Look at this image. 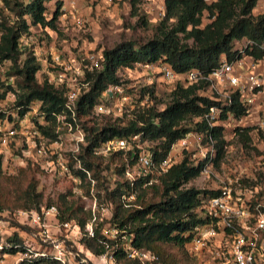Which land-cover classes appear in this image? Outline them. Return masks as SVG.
<instances>
[{
	"label": "trees",
	"instance_id": "trees-1",
	"mask_svg": "<svg viewBox=\"0 0 264 264\" xmlns=\"http://www.w3.org/2000/svg\"><path fill=\"white\" fill-rule=\"evenodd\" d=\"M259 1L215 0L206 5L202 0H162L163 17L151 23L146 13L141 11L143 0H130L132 13L139 14V24H151V37L139 45L125 41L111 49L103 50L100 54L96 53L102 62V69L84 71L88 89L78 97L75 104L78 123L87 133V145L84 154L80 155L82 165L97 172L99 164L93 160H90L93 162L91 163L89 159L102 158L90 154L93 148L106 140L127 139L134 135L139 136L141 143L146 142L150 146L147 150L156 162L165 159L171 145L188 130L181 125L182 122L188 118L200 117L214 104L210 99L197 94L201 85L175 86L168 94V101L163 107L155 110L141 106L126 123L115 118L111 122L105 119L97 126L87 129L83 124L91 116L94 105L99 103L104 89L108 85L119 84L117 73L121 69L161 60L175 73L196 69L206 75L218 66L220 56H224L227 61L237 56L234 51L235 42L244 39L256 46L264 44V12L252 15V10ZM50 2L53 10L47 13L46 5ZM63 2L64 0H0V65L9 63V67L0 75V97L15 88V100L11 106L15 118L8 116L7 119L15 122L29 111L30 106L38 104V111L46 121H50L48 126L38 129L48 137H53L51 124L54 119L51 113L57 114L62 110L63 89L55 88L45 80L41 83L36 81L39 63L31 44H28V39L31 38L32 29L45 38H48V32H57L58 17L64 8ZM205 14L213 19L203 22ZM246 54L255 60L264 59V49L258 47L246 50ZM146 90L149 99H153L152 88ZM236 98V95H233L231 105L223 109L221 120L226 118L224 112L231 113L233 117L244 115V109L237 103ZM14 126L16 127V124ZM196 126L203 130V124ZM250 131L252 130L246 128L237 134L243 145L249 141ZM226 132L227 125L223 121L210 130L209 135L214 142L213 168H217L224 157ZM121 154V166L116 170L119 175L122 174L124 165L130 162L129 154L120 150L107 156L113 160ZM180 157L181 159L159 178L157 184L143 189L141 187L147 183V178H139L134 183V190L139 191L137 200H141L137 201L139 208H122L119 196L124 193L123 186L125 189L128 187L125 180H119L108 193V196L116 201H109L112 206L111 223L132 235V246L152 252L156 256L157 264H193L185 250V243L193 228L205 221L202 215L197 213V208L203 199L217 195V191L212 189L185 187L199 176L201 166H192L184 153H181ZM28 162L29 165L20 170L18 179H15L2 175L0 161V213L38 210L41 206L42 196L36 190L35 178L38 166ZM147 190L151 192V197L145 202L142 199ZM58 199L63 210L58 212L57 220L60 223L75 221L82 229L84 214L78 207H73L72 203H67L63 196ZM101 240L99 232L94 230V237L82 238L81 243L91 255L96 256L103 252ZM7 243L9 248L6 253L13 254L25 250L16 234H12ZM24 264L58 263L37 259Z\"/></svg>",
	"mask_w": 264,
	"mask_h": 264
},
{
	"label": "built area",
	"instance_id": "built-area-1",
	"mask_svg": "<svg viewBox=\"0 0 264 264\" xmlns=\"http://www.w3.org/2000/svg\"><path fill=\"white\" fill-rule=\"evenodd\" d=\"M112 1L104 0L107 5ZM202 1L209 5L215 0ZM69 4L73 5L74 0H69ZM262 5L264 0H260L256 7ZM142 7L151 20L158 21L163 17L162 0H143ZM204 17L208 21L213 19L207 14ZM252 47L264 49V44L256 46L244 39L235 42L237 56L231 61L220 56L218 66L206 75L196 69L178 74L161 60L145 64L148 81L143 84L134 81L135 84L129 86L120 81L119 84L108 85L101 93L99 103L93 107L95 112L108 114L112 110L105 109L103 103L126 99V89L136 92L135 88L148 85L153 74H158L166 83L176 82L183 87L198 84L210 93V96L199 95L214 104L200 117L193 118L196 129L187 130L171 145L166 158L160 162L154 160L144 148L147 143H141L137 135L106 140L90 152L101 158L120 150L129 154L130 162L124 165L121 174L128 186L126 192L119 196L124 209L134 207L131 203L135 196L133 187L139 178L148 179L143 186L157 182L181 153L192 166H201L199 176L213 182L215 188L212 190L217 191V195L201 201L197 213L205 221L193 228L185 243V250L195 264H264V177L259 183L251 182L242 167H238L232 177H218L213 171L214 142L209 135L210 130L222 121L227 125L226 134L231 133V136L246 128L264 130V59L255 60L246 54V50ZM44 63L46 77L43 80L63 89L62 110L57 114L51 113L53 137L45 136L38 129L50 123L38 111V104L30 106L29 111L15 122L7 119L8 116L15 118L13 111L5 113L0 110V148L7 150L12 143H19L17 146L24 149L22 155L36 164L42 173L76 185L83 180L92 187L94 182L80 160L87 145V133L78 123L75 104L88 89L84 71L101 70L102 62L96 54L88 52L66 60L60 53H52ZM233 95L244 109V115L233 117L231 113L224 112L226 118L221 120L223 109L231 105ZM141 101L150 103L148 94L144 93ZM196 124H203V130ZM84 211L88 218L82 229L73 221L60 223L58 210L52 205L40 206L38 210L16 211L12 214L13 219L29 228L30 237L37 238L39 245L23 244L25 250L13 254L6 253L9 244L3 240L6 232L0 218V264H24L37 259L58 264H157L152 252L132 246V235L111 223L110 202L97 204L93 199ZM94 230H98L103 246V252L96 256L91 255L81 243L82 238H93Z\"/></svg>",
	"mask_w": 264,
	"mask_h": 264
},
{
	"label": "rangeland",
	"instance_id": "rangeland-1",
	"mask_svg": "<svg viewBox=\"0 0 264 264\" xmlns=\"http://www.w3.org/2000/svg\"><path fill=\"white\" fill-rule=\"evenodd\" d=\"M150 1L153 2V0ZM63 3L65 10H62V14L58 17L57 32H48V38H45L38 31L32 29L31 38L28 39V44H31L33 54L39 63V71L35 75L38 83H41L46 77L44 62L50 58L52 53H60L64 60L69 57L76 59L78 55L88 52L100 54L103 50L111 49L125 41H131L139 45L151 37V24L149 26L139 24V14L132 13L130 0H113L109 5L104 0H74L73 5L69 4V0H64ZM46 9L47 13L52 12V2L47 3ZM141 11L144 12L143 9ZM263 12L264 6L262 5L254 8L252 15L256 16ZM148 20L151 23L156 22L151 19ZM203 22H206L205 17ZM143 66L137 64L130 69L119 70L117 76L120 82L129 86L135 84L134 81L140 84L148 81L146 80L148 77H146V71ZM8 67L9 63L7 62L0 65V75H3L2 73ZM177 85L181 86L176 82L166 83L162 81L158 74H153L149 78L148 85L135 88L136 92L133 89H126L124 95L126 99L103 103L105 109L112 110L108 114H101L92 110L91 116L88 117L87 122L85 120L83 125L87 129L91 126H97L99 122L105 119L111 122L115 118H118L122 123H126L141 106L159 110L168 101V94ZM150 87L153 90V99H150V103L146 102L145 104L141 101V96ZM199 88L197 91L198 95L210 96L204 86ZM13 89V91H7L3 94V97H0V110L5 113H12L11 106L15 100V88ZM181 125L188 130L196 129L195 124H193V118L186 119ZM230 134L227 133L225 135L224 157L218 167L213 168L214 173L218 177L223 175L232 177L235 174V170L238 167H242L246 170L248 180L256 183L261 182L264 177V130L250 131L248 134L249 141L244 145L238 140L237 135L231 136ZM17 145L19 143L16 145L12 143L7 147V150L0 148L1 172L7 178L18 179L20 170L25 169L29 165L26 157L22 155L24 149ZM144 148L147 150L150 146L147 145ZM122 159V154L114 157L113 160L107 157L97 160L90 158L89 162H97L99 164L97 172L88 169L89 176L94 182L92 187L83 180L79 185H76L68 180L54 179L38 169L35 178L37 180L36 190L42 196L41 206L52 205L59 212L63 210V207L58 198L63 196L67 203H72L73 207H78L81 213L84 214L85 223L88 215L84 208L93 199H95L97 204L112 201L113 199L108 196V193L113 190L119 180H125L123 175H119L116 172L121 166ZM179 159H181L180 155L174 160L173 164L178 162ZM80 160L83 163L82 159ZM90 160H93V162ZM152 184L155 185L157 182H152ZM190 186L198 190L215 188L213 182L206 180L203 176H198L185 185V187ZM146 187L148 185H142L141 188L144 189ZM123 189L126 192L124 186ZM138 194L139 191L136 190L134 200L131 202L134 207L130 208H139L137 201L141 200H137ZM150 197L151 192L147 190L142 201L146 202ZM113 202L116 203L115 200ZM15 212L1 213L0 218L4 221V230L6 232L3 235V240L7 241L12 234H16L23 244L38 247V239L30 237L31 230L13 219L12 214ZM75 223L78 224L77 222ZM193 264L195 263L193 262Z\"/></svg>",
	"mask_w": 264,
	"mask_h": 264
},
{
	"label": "crops",
	"instance_id": "crops-1",
	"mask_svg": "<svg viewBox=\"0 0 264 264\" xmlns=\"http://www.w3.org/2000/svg\"><path fill=\"white\" fill-rule=\"evenodd\" d=\"M63 10H65V6H64V9Z\"/></svg>",
	"mask_w": 264,
	"mask_h": 264
}]
</instances>
